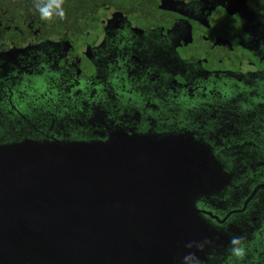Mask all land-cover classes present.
Segmentation results:
<instances>
[{
  "label": "flooded vegetation",
  "instance_id": "1",
  "mask_svg": "<svg viewBox=\"0 0 264 264\" xmlns=\"http://www.w3.org/2000/svg\"><path fill=\"white\" fill-rule=\"evenodd\" d=\"M36 3L0 0V143L188 132L231 175L201 264H264V0H64L50 21Z\"/></svg>",
  "mask_w": 264,
  "mask_h": 264
},
{
  "label": "water",
  "instance_id": "2",
  "mask_svg": "<svg viewBox=\"0 0 264 264\" xmlns=\"http://www.w3.org/2000/svg\"><path fill=\"white\" fill-rule=\"evenodd\" d=\"M58 131L0 143V264L205 261L219 237L209 193L231 178L212 147L188 132Z\"/></svg>",
  "mask_w": 264,
  "mask_h": 264
},
{
  "label": "clouds",
  "instance_id": "3",
  "mask_svg": "<svg viewBox=\"0 0 264 264\" xmlns=\"http://www.w3.org/2000/svg\"><path fill=\"white\" fill-rule=\"evenodd\" d=\"M64 0H37L36 8L40 13L42 20H52L53 16H59L60 19L65 18V11L63 9ZM241 238H234L231 243L233 248L231 249L232 254L239 259H243L245 256V250L243 247L237 245L240 244Z\"/></svg>",
  "mask_w": 264,
  "mask_h": 264
},
{
  "label": "trees",
  "instance_id": "4",
  "mask_svg": "<svg viewBox=\"0 0 264 264\" xmlns=\"http://www.w3.org/2000/svg\"><path fill=\"white\" fill-rule=\"evenodd\" d=\"M67 3H70V6H77L78 3H89L90 6H94L96 8H102L103 6H112L122 8L127 5L130 1L139 0H65ZM149 1V0H148Z\"/></svg>",
  "mask_w": 264,
  "mask_h": 264
},
{
  "label": "rangeland",
  "instance_id": "5",
  "mask_svg": "<svg viewBox=\"0 0 264 264\" xmlns=\"http://www.w3.org/2000/svg\"><path fill=\"white\" fill-rule=\"evenodd\" d=\"M62 24L65 26V27H72V26H74V23L73 22H69V21H67V22H62Z\"/></svg>",
  "mask_w": 264,
  "mask_h": 264
}]
</instances>
